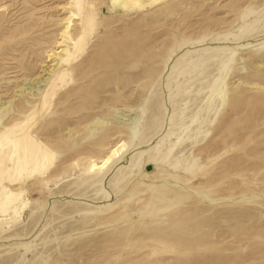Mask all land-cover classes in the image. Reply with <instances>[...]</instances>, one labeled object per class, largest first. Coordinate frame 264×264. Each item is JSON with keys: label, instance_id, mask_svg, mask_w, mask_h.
Listing matches in <instances>:
<instances>
[{"label": "rangeland", "instance_id": "rangeland-1", "mask_svg": "<svg viewBox=\"0 0 264 264\" xmlns=\"http://www.w3.org/2000/svg\"><path fill=\"white\" fill-rule=\"evenodd\" d=\"M0 106V264H264V0H0Z\"/></svg>", "mask_w": 264, "mask_h": 264}, {"label": "bare ground", "instance_id": "bare-ground-1", "mask_svg": "<svg viewBox=\"0 0 264 264\" xmlns=\"http://www.w3.org/2000/svg\"><path fill=\"white\" fill-rule=\"evenodd\" d=\"M125 1V7L126 8H134L135 6L138 5V2L140 0H124ZM59 7V6H58ZM62 9H66V7H63ZM72 17L73 15H71V12H69V17H67L65 20H62L63 22V27H64V30L61 34V38H60V41L57 43V45L54 47V49L51 51L52 54H50V56H47V57H51V62H54V64L49 67V68H46V70L44 71L45 72V76L41 78L40 81H43V79L45 77H50L52 76V74L54 73L55 70L61 68L64 64V56L68 54V43L72 42L74 39H73V36L70 34L71 32V23L73 22L72 21ZM63 47H67V48H63ZM60 48H62V50H60ZM44 68V67H43ZM48 82L49 79L46 78L45 79V82ZM31 83V82H30ZM35 84V81L32 83V85ZM38 84V82L36 83V85ZM36 85H35V88H36ZM29 91V90H28ZM25 92V91H23ZM74 97V96H73ZM28 99H26V102L28 103ZM64 104V103H63ZM22 108V105L19 103L18 105L14 106L13 109L16 111V112H20ZM10 109L13 111V109L10 107V108H7V107H2L0 106V122L2 121V119L8 114V111H10ZM110 162V159H105L104 160V164H98L96 163V160H94L92 163H93V169L94 171H100L102 169H104L105 167H107L108 163Z\"/></svg>", "mask_w": 264, "mask_h": 264}]
</instances>
